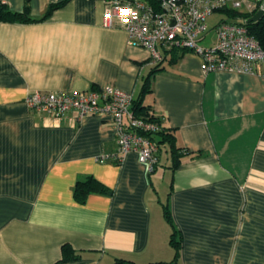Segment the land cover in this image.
<instances>
[{"label":"crops","instance_id":"0c3cea01","mask_svg":"<svg viewBox=\"0 0 264 264\" xmlns=\"http://www.w3.org/2000/svg\"><path fill=\"white\" fill-rule=\"evenodd\" d=\"M62 1L0 4L41 19ZM107 6L70 0L41 22L0 21V264H264V64L204 73L198 56L165 53L143 103L182 156L174 165L160 144L151 174L136 153L98 161L118 149L110 116L29 109L34 92L141 96L151 54L118 21L103 26ZM88 178L108 193L78 200Z\"/></svg>","mask_w":264,"mask_h":264},{"label":"built area","instance_id":"2783aa9c","mask_svg":"<svg viewBox=\"0 0 264 264\" xmlns=\"http://www.w3.org/2000/svg\"><path fill=\"white\" fill-rule=\"evenodd\" d=\"M103 26L113 27L118 21L128 34L131 47L150 52L153 65L165 61V53L174 50L193 53L201 59L204 73L221 70L254 72L264 64V50L249 34L247 19L222 20L216 27V43L204 46L210 33L208 20L216 12L248 10L250 18L264 11V0H106ZM133 94L106 87L85 93L63 95L52 92H34L26 104L37 115L57 120L72 111L78 119L88 115L110 116L117 129V152L102 156L100 163L120 162L136 153L141 164L153 173L158 164L160 145L156 136L163 130L152 117L137 118Z\"/></svg>","mask_w":264,"mask_h":264},{"label":"trees","instance_id":"16d2710c","mask_svg":"<svg viewBox=\"0 0 264 264\" xmlns=\"http://www.w3.org/2000/svg\"><path fill=\"white\" fill-rule=\"evenodd\" d=\"M69 1L70 0H63L62 2L58 4L51 5L46 16H44L41 19L32 18L30 16L29 9H26L24 12L19 13V12L11 11L6 6L0 4V21L11 22V23H25V24L41 22L47 19L55 10L63 7ZM225 12H227L229 15L234 16V17H236V14L238 13V12H232V11H225ZM244 19H247L246 26L248 28L249 34L253 36L255 39H257L262 49L264 50V17L258 22H251V23H248V20L250 19L249 15H247V17H245ZM178 52L179 53L182 52L183 54L187 53L186 51H178V50L172 51L171 53L173 54V58H172L173 62L178 60L177 59ZM163 63L155 65V68L151 72L150 76L147 77L144 81V86L142 89L141 96L134 101L133 110L137 118L147 119L150 117L149 112H148L149 109L143 103V96L146 93H149L150 87H151V78L155 73L162 70ZM152 117L155 118L153 115ZM157 136L160 138V141H157L159 145L167 143L170 146L171 152L173 153V156H174V165L178 164L180 157L182 156V152H181V149L177 148L176 146V140H175L174 135H172L170 132L166 131L163 128V130ZM92 192H100L104 194V193H108V189L104 187L102 184H100L94 178H88L86 181L78 182V185L76 186V189H75V196L78 200H84V198L89 193H92ZM165 215H166V219L168 220V222L171 223V225L173 226L170 212L168 209H166ZM177 235H178V232L175 229H173L171 244L175 249L176 258L179 256L180 248H181L180 239L177 238ZM64 250H67V248H65Z\"/></svg>","mask_w":264,"mask_h":264},{"label":"rangeland","instance_id":"374dc122","mask_svg":"<svg viewBox=\"0 0 264 264\" xmlns=\"http://www.w3.org/2000/svg\"><path fill=\"white\" fill-rule=\"evenodd\" d=\"M238 13L236 14V21H241L243 20L245 17H247L248 15V10L243 8L241 10L237 11ZM234 16L229 15L227 12H216L209 20H208V24L210 27V33L208 35V38L206 39L205 42H203L202 44L204 46H208V45H214L216 43V31H215V27L222 21V20H227L229 18H233ZM182 53V52H181ZM186 54H191V55H195L193 53L187 52ZM197 56V55H196ZM200 58V57H199Z\"/></svg>","mask_w":264,"mask_h":264},{"label":"water","instance_id":"95a60500","mask_svg":"<svg viewBox=\"0 0 264 264\" xmlns=\"http://www.w3.org/2000/svg\"><path fill=\"white\" fill-rule=\"evenodd\" d=\"M263 17H264V11H260V12L257 13L254 17L250 18V19L248 20V23H251V22H258V21H260Z\"/></svg>","mask_w":264,"mask_h":264}]
</instances>
